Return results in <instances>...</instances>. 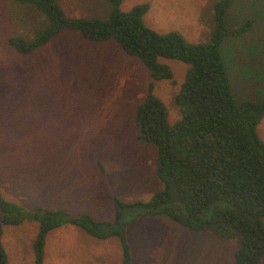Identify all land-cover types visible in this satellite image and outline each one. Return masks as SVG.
Wrapping results in <instances>:
<instances>
[{
    "label": "rangeland",
    "instance_id": "374dc122",
    "mask_svg": "<svg viewBox=\"0 0 264 264\" xmlns=\"http://www.w3.org/2000/svg\"><path fill=\"white\" fill-rule=\"evenodd\" d=\"M69 18L110 13L105 0H56ZM218 0H122L121 11L147 4L143 20L160 34L177 32L191 43H208ZM233 30L247 20L249 32L228 38L221 56L238 100L264 95V0H234L226 14ZM45 26L31 7L0 0V196L19 206L89 215L113 221L114 200L147 202L162 189L157 150L138 140L135 111L151 82L148 70L117 42H93L62 31L46 46L19 54L11 37L29 39ZM174 84L154 83V95L174 124L181 118L175 97L188 66L160 59ZM264 144V117L257 126ZM6 264H36L33 242L39 225L1 223ZM132 264H232L234 241L194 233L165 216L141 218L127 229ZM42 264H122L116 238L97 240L62 223L49 233ZM261 264H264V260Z\"/></svg>",
    "mask_w": 264,
    "mask_h": 264
},
{
    "label": "trees",
    "instance_id": "16d2710c",
    "mask_svg": "<svg viewBox=\"0 0 264 264\" xmlns=\"http://www.w3.org/2000/svg\"><path fill=\"white\" fill-rule=\"evenodd\" d=\"M35 9L45 26L29 39L11 37L7 44L19 54L46 46L62 31H77L93 42L114 40L128 56L148 70L151 82L135 111L138 140L157 150L156 177L162 189L147 202L114 200L113 221H95L89 215L70 218L62 211L22 209L0 196L1 223L20 225L26 219L39 225L33 242L35 263L42 264L50 232L69 223L97 240L116 238L122 264H132L127 229L141 218L165 216L194 233L234 241L232 264H261L264 260V144L257 126L264 117V95L259 100H238L221 56L228 38L249 32L252 20L230 30L226 14L234 0L213 5L214 31L208 43H191L177 32L160 34L144 23L149 7L140 4L121 11L122 0H105L110 13L98 18H69L56 0H10ZM160 59L188 66L175 103L181 118L174 124L154 83L174 84L170 68ZM0 264L7 263L1 242Z\"/></svg>",
    "mask_w": 264,
    "mask_h": 264
}]
</instances>
